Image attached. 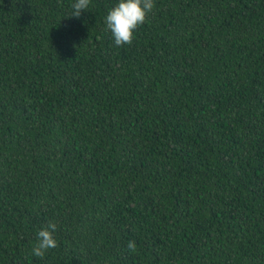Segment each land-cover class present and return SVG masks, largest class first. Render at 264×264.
<instances>
[{"label":"trees","instance_id":"obj_1","mask_svg":"<svg viewBox=\"0 0 264 264\" xmlns=\"http://www.w3.org/2000/svg\"><path fill=\"white\" fill-rule=\"evenodd\" d=\"M74 2L0 0V264H264V0Z\"/></svg>","mask_w":264,"mask_h":264},{"label":"clouds","instance_id":"obj_2","mask_svg":"<svg viewBox=\"0 0 264 264\" xmlns=\"http://www.w3.org/2000/svg\"><path fill=\"white\" fill-rule=\"evenodd\" d=\"M91 4V0H75L71 5L70 17L79 18ZM155 7V0H119L118 4L109 10L105 17L107 30L112 34L116 46L131 45L134 32L143 25ZM57 230L55 222H49L37 233V243L33 255L43 258L50 250L58 246L54 233ZM128 249L135 252V241H129Z\"/></svg>","mask_w":264,"mask_h":264}]
</instances>
